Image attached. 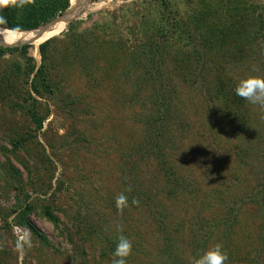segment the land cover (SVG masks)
Listing matches in <instances>:
<instances>
[{
	"label": "rangeland",
	"instance_id": "374dc122",
	"mask_svg": "<svg viewBox=\"0 0 264 264\" xmlns=\"http://www.w3.org/2000/svg\"><path fill=\"white\" fill-rule=\"evenodd\" d=\"M185 1L166 0L180 14L193 5ZM159 6L153 0H89L83 13H72L45 30L17 36L0 31V38H33L35 46L28 53L36 66L39 42L49 36L64 39L70 24L77 34L92 32L114 48H132L142 32L152 33L156 22L165 23L160 22ZM70 55L58 45L55 59L60 69L51 78L60 82V92L51 100L38 99V113L48 110L40 131L7 100L0 101V264H111L107 243L122 234L132 240L124 264H165V244L179 264H191L217 243L228 255L227 264H264V108L245 100L235 108L231 99L239 80L264 77L263 56L252 54L228 68L222 95L208 92L221 86L214 80L213 63L199 76L201 65L191 59L189 67L198 81L174 82L177 93L168 108L169 121L161 139L150 141L154 134L146 119L157 99L150 85H141L137 102L130 100L136 78L122 74L127 55L117 57L111 68H103L105 58L99 64L109 74L96 72L92 78ZM228 109L246 110L252 123L245 132L232 126ZM24 137L25 149L13 154L11 143ZM149 141L158 142L161 152L141 157ZM9 166L20 173L33 205L28 219L46 243L27 229L5 225L12 223L14 215H9L16 203L13 183L3 180V167ZM121 192L129 204L123 210L115 203ZM134 197L137 203H132ZM45 205L54 211L57 226L43 217ZM231 208L235 217H227ZM229 218L234 222L230 232L228 221L219 225Z\"/></svg>",
	"mask_w": 264,
	"mask_h": 264
},
{
	"label": "trees",
	"instance_id": "16d2710c",
	"mask_svg": "<svg viewBox=\"0 0 264 264\" xmlns=\"http://www.w3.org/2000/svg\"><path fill=\"white\" fill-rule=\"evenodd\" d=\"M243 1L245 0H186L187 5L192 3L193 5L185 14H180L177 10H171L166 0H153L154 4L163 8L159 12V16H161L160 22L165 23L157 24L156 22L158 28L152 33L142 32L141 37L132 48H124L123 44L116 48L111 46L113 43L111 45L104 44L99 34L95 35L92 32L77 34L73 32V24H70L68 35L64 39L58 40L49 36L39 42L40 65L38 68L35 59L28 53V50L35 46L33 38L19 40L0 38V44L6 46L30 43V45L18 47L0 46V101L7 100L11 109L28 116L34 124L35 130L40 131L48 116V110L44 115L38 113V107L41 105L38 99L51 100L60 92V82L51 78V76H56L55 71L60 69L55 59L58 45L62 47L63 51L67 50L71 54V61L74 64H82L87 67L84 69V73L91 78L92 75L96 76V72L107 76L109 72H107L108 70L103 71V68H111L114 61L118 59L117 57L127 55L129 62L123 65L122 74L124 77L136 78L133 84V89L136 92L133 90L130 100L137 102V93L142 91L140 86L150 85L154 94L152 97L156 98L157 102L154 101L155 110L146 119L148 127L153 129L154 134V138L149 136V140L161 139L162 129L169 121L168 108L174 101L173 95L175 96L177 93L174 82L179 81L178 79L184 81L186 78L189 82H193L198 76L195 70L189 67L192 64L191 59L195 61V65H201L199 76L208 63H213L211 65L215 72L214 80L219 81L221 86L217 89L209 88L208 92L222 95V91L227 89V86L225 87L227 82L222 79L228 68L248 60L252 54L255 55L254 48L257 49L255 56L262 55L264 58V2ZM70 5L71 0H27L23 7L9 3L7 6L0 7V15L7 20V24L0 25V31L21 35L34 32L63 16L69 10ZM178 16H180L179 20ZM172 40H174L173 43L175 42V47L170 44ZM172 49H174L173 53H171ZM8 56L12 59L6 58ZM13 56L15 57L13 58ZM168 57L169 60H167ZM105 58L107 61L102 68L103 65L99 62H104ZM107 64L108 66H106ZM164 79L168 80H165L166 84L162 82ZM129 82L131 81L129 80ZM166 85H169L168 89L165 87ZM232 91V105L235 108L242 106L243 100L240 101V97L236 96L234 90ZM229 111L232 112L231 121L234 122L232 126L241 127L245 132L244 127L248 128L252 123L246 115V110L245 113L240 109H228ZM27 141L28 137L13 141L11 143L12 153L24 150ZM150 141L148 142L150 145L144 146V153L142 155L141 152V157L161 152L158 142H154L152 145ZM141 149L143 150V147ZM2 151H7V149H2ZM157 159L160 167L163 168L164 161L159 154ZM20 163L24 169H27L24 162ZM3 168L5 171L3 180L10 178L13 183H11L13 193H16V203L9 215V217L14 215L12 223L5 221V225L27 229L43 243H46V239L28 219V216L33 212V205L29 201L31 197L21 186L20 173L12 166ZM142 196L147 198L146 194ZM41 213L50 223L58 225L59 220L48 205L41 208ZM234 213V209L231 208L227 217H232V215L235 217ZM230 219L219 222V225H224L228 221L227 231L229 232L234 225L233 220ZM81 222L86 223V220H79V223ZM117 241L107 243V250L114 259H116L113 253ZM259 248L261 249V244ZM165 249L164 263L179 264L172 255L173 252H171L169 244H165ZM102 255H106L105 252ZM110 263L113 264L111 259Z\"/></svg>",
	"mask_w": 264,
	"mask_h": 264
},
{
	"label": "clouds",
	"instance_id": "9594fccd",
	"mask_svg": "<svg viewBox=\"0 0 264 264\" xmlns=\"http://www.w3.org/2000/svg\"><path fill=\"white\" fill-rule=\"evenodd\" d=\"M27 0H0V5L7 6L9 3L15 4L17 7H23ZM7 24V20L0 15V25ZM236 96L242 98L252 105H258L264 108V77L248 76L239 80L235 89ZM126 191H130L127 189ZM138 197H134L132 203H137ZM118 209L123 210L128 207V196L125 192H121L115 200ZM132 251V240L126 235H120L114 250L113 264H124L126 257ZM228 255L223 249V245L217 243L203 252L198 257H194L191 264H227Z\"/></svg>",
	"mask_w": 264,
	"mask_h": 264
},
{
	"label": "water",
	"instance_id": "95a60500",
	"mask_svg": "<svg viewBox=\"0 0 264 264\" xmlns=\"http://www.w3.org/2000/svg\"><path fill=\"white\" fill-rule=\"evenodd\" d=\"M88 4H89V0H77V4H76V6H75L74 8H72V6L70 5L69 10H68L63 16L57 18L56 20L52 21L51 23H49V24H47V25H45V26L40 27V28L37 29V30H43V29L45 30V29H47L51 24H54L55 22H58V21L62 20L63 18H65V17L71 15L72 13H76V12L79 13V14L83 13V12L86 10ZM74 20H75V19H74ZM71 22H72V21H70V22L68 23V25H69ZM37 30H35V31H37ZM18 33H20V32H18ZM23 45H30V43H29V44H17V45H15V46H6V45H3V44H0V46H2V47H18V46H23ZM39 65H40V64H39ZM39 65H37V68L39 67Z\"/></svg>",
	"mask_w": 264,
	"mask_h": 264
},
{
	"label": "bare ground",
	"instance_id": "6f19581e",
	"mask_svg": "<svg viewBox=\"0 0 264 264\" xmlns=\"http://www.w3.org/2000/svg\"><path fill=\"white\" fill-rule=\"evenodd\" d=\"M76 4H77V0H71V6H72V8H74L75 6H76ZM61 24H62V22H61ZM54 25V24H53ZM63 25V24H62ZM52 26V25H51ZM50 26V27H51ZM55 31V30H54ZM14 35V34H13ZM16 36H17V34H16ZM47 36V35H46ZM13 37H15V36H13ZM39 38V37H38ZM43 37H41V39H42ZM8 39V38H7ZM35 57H36V59L37 60H40V54H39V51L37 50V48H36V50H35Z\"/></svg>",
	"mask_w": 264,
	"mask_h": 264
},
{
	"label": "built area",
	"instance_id": "2783aa9c",
	"mask_svg": "<svg viewBox=\"0 0 264 264\" xmlns=\"http://www.w3.org/2000/svg\"><path fill=\"white\" fill-rule=\"evenodd\" d=\"M14 233L16 234V235H18L19 233H20V230L18 229V228H14Z\"/></svg>",
	"mask_w": 264,
	"mask_h": 264
}]
</instances>
